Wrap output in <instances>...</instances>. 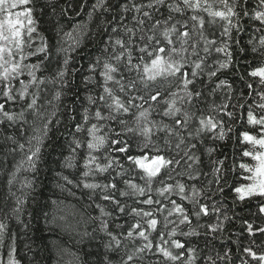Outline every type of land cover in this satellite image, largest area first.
<instances>
[{"label": "snow or ice", "instance_id": "1", "mask_svg": "<svg viewBox=\"0 0 264 264\" xmlns=\"http://www.w3.org/2000/svg\"><path fill=\"white\" fill-rule=\"evenodd\" d=\"M49 10L54 37L40 27ZM238 58L240 88L221 78ZM236 110L255 132L235 136ZM61 125L74 174L57 172V187L99 213L79 241L102 246L95 264H232L215 242L234 208L255 201L264 220V0H0V264H23L21 241L34 252L33 220L66 218L63 200L33 197ZM242 252L240 264H264Z\"/></svg>", "mask_w": 264, "mask_h": 264}, {"label": "trees", "instance_id": "2", "mask_svg": "<svg viewBox=\"0 0 264 264\" xmlns=\"http://www.w3.org/2000/svg\"><path fill=\"white\" fill-rule=\"evenodd\" d=\"M52 2H56V0H52ZM37 16L39 17V13H37ZM49 18H52L50 10L48 17H45L41 21L40 27L45 35L54 37V33L51 31V25L48 23ZM80 19L81 17H75L76 21H79ZM246 26L250 27L247 22ZM242 35H244V40L246 42L248 38L247 35ZM89 51L95 50L91 49V46L88 48H82L80 53L75 55L73 65L78 66L79 64H84L86 67ZM248 58H252L250 53ZM238 63L240 67L235 69V71L225 72L221 78L226 76L230 80H234L236 82V87L240 88L242 85L237 79L235 73H244L246 69L243 67L244 60L242 58H238ZM256 64L257 60H253L252 66L254 67ZM75 87L79 88L81 96H83L84 89L81 85V74H78L76 77ZM65 103H68V101L66 100ZM231 123L235 125V136H238L241 131H256L246 124V114L245 122L240 121V112L238 110H236L235 120ZM62 133L64 135H61ZM66 135L67 133L63 125L60 126L58 131L53 133V138L56 141L57 146L55 149H45L43 162L40 164L39 173L36 175V191L33 193L34 199L38 201L40 205H49V208L51 207L52 200H63L64 205H67L68 207L65 208L64 212L59 213L58 215H64L66 218L64 220L58 219L55 223H45L42 217L38 220L32 221V229L29 235L31 237L34 252L25 254V249L23 248L24 242H20V259L23 264H29L30 260H32V264H36L37 261L38 264H95V254L103 251L102 246L98 245V241L86 240L83 243H79L81 233L86 229L91 232L93 227L97 226L88 220V215L91 214L96 216L99 214L98 211L94 210V208L86 209V201H78L69 196L66 192H61L57 187L58 183H64L57 177V172L62 171L65 175H69L70 178L74 174V170L63 169L61 166L63 157L68 155L66 147L67 140L65 139ZM233 138L234 137L230 136L226 142H216V147L218 149L217 155H220L221 153L231 154L233 149ZM206 143L211 144L212 142L209 140L206 141ZM83 154V151H81L80 156L82 157ZM204 161V170L209 171L210 166L208 165V158L206 156L204 157ZM29 176H31V174H29ZM226 204L228 215L232 216L234 206L232 205L231 198L226 201ZM73 205L75 208L71 207ZM234 210L237 215L231 221L226 223L223 232L219 234L221 238L215 242V248L216 250L221 251V253L225 249H231V254L233 256L232 264H240L239 258H243V247L251 246L253 247V250L257 252L264 251V234L257 233L255 236L248 235L243 221L248 220L249 222H252L254 226L257 224L264 226V220L253 215V213L256 212L255 201L237 206ZM81 213H83V216ZM214 221L215 217H207L204 218L201 223H210ZM12 226L14 230H18L14 222ZM185 230H187V228H185ZM201 231H203V229H201ZM177 238L181 240L184 239V237ZM88 253L93 254L88 255ZM77 257H79V259H77ZM113 259L116 260L118 257H113ZM225 264H227V262H225ZM250 264H257V262L250 261Z\"/></svg>", "mask_w": 264, "mask_h": 264}]
</instances>
